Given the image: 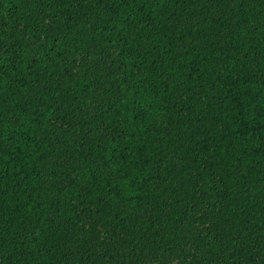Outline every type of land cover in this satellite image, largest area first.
<instances>
[{
	"label": "trees",
	"instance_id": "obj_1",
	"mask_svg": "<svg viewBox=\"0 0 264 264\" xmlns=\"http://www.w3.org/2000/svg\"><path fill=\"white\" fill-rule=\"evenodd\" d=\"M0 264H264V0H0Z\"/></svg>",
	"mask_w": 264,
	"mask_h": 264
}]
</instances>
